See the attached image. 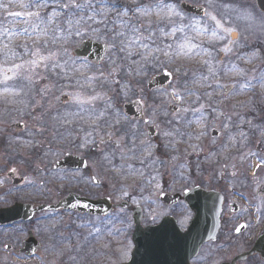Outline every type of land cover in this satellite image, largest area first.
I'll list each match as a JSON object with an SVG mask.
<instances>
[{"label": "snow or ice", "instance_id": "obj_1", "mask_svg": "<svg viewBox=\"0 0 264 264\" xmlns=\"http://www.w3.org/2000/svg\"><path fill=\"white\" fill-rule=\"evenodd\" d=\"M13 7L19 10H10ZM217 8L224 11L217 12ZM0 10L4 12V20L0 21V104L12 106L21 116H30L33 121L28 129L30 139L21 141L20 137H16L15 140L31 148L35 146V137L44 132L48 113L34 114L42 105L32 103L33 91L41 79L54 75L57 82L67 81L66 86L71 88L68 92L60 90V95L69 97L66 109L74 110L58 111L55 117H50L58 126L68 131L67 139L77 140L78 148L87 153L96 151L98 144L105 145L99 149L100 158L112 166L111 170L116 175L125 178L137 176L141 182L147 179L149 183L155 180V176L149 171L146 177L143 169L149 163H157L153 159L156 145L148 138L136 143L137 126H130V122L121 120L119 113L113 112L110 89H104L109 85L120 84L121 81L116 77H123L125 73L129 77L142 78L145 66L155 64L163 57L164 61L175 66L176 75L183 81L182 85L173 87L170 94L160 91L153 93V100L162 95H171L174 100H168L167 103L176 102L171 119H168V113H163L165 119L162 123L165 128L161 130V135L167 141L165 147L175 149L179 143L176 137L183 138L185 135L199 140L205 133L188 129L193 126L203 129L208 119L206 110L212 108L216 112L212 101L216 88L220 86L219 77L229 71L228 66L217 60L203 41L214 44L227 38L228 42L218 51L230 54L234 47L239 46V34L235 27L226 26L228 15L235 14L237 19L249 20V27L256 24L251 13L245 11L241 14L233 5H217L216 0H207V7L199 18L186 17L175 3L166 0H149L148 3L143 0H0ZM185 20L187 23H184ZM260 23L264 27V17ZM89 34L92 38H103L110 50L105 69L96 68L87 60H78L69 52V44L74 38ZM21 36L25 38L23 42L19 41ZM164 38H167V42ZM256 56L257 53L253 52L246 59ZM187 63H195L198 67L190 69L185 66ZM231 75L237 79L240 90L254 88L252 80H256L264 88V68L257 76L249 77L244 68L233 64ZM241 79L245 82L239 83ZM54 88L56 82H50L39 91L42 97H46ZM97 88L101 90L97 91ZM209 88L212 91H208ZM128 90L129 84L121 85V91L126 93ZM205 98H208V103L201 102ZM99 102H103V107L99 106ZM148 108L152 115L144 122L159 127L153 118L160 115L159 105H149ZM216 117L222 118V135L229 142H235L237 137L241 143L247 141V134L240 129L239 124H233L231 115L217 112ZM173 121L179 126H172ZM241 123L254 127L251 121ZM260 132L264 137V129H260ZM129 135L132 137L131 146L125 140ZM212 143L216 141L213 140ZM196 147L197 145H192L194 150ZM117 155L121 159L120 166L112 165V159ZM132 160H138L142 168H134L129 162ZM253 167L264 168V158ZM125 197H130V193L125 185H121L120 198ZM133 202H136L135 199ZM262 207L264 197L261 198L257 211L260 212ZM104 223L111 221L106 219ZM130 227L131 224L124 221L118 231L126 232ZM241 227L243 226L237 227L236 231L239 232ZM92 231L99 235L101 229L93 227ZM156 233L155 228L142 232L141 240L137 243L153 248L161 247L164 240ZM130 250L131 241L128 245V251ZM70 259L75 260V257Z\"/></svg>", "mask_w": 264, "mask_h": 264}, {"label": "flooded vegetation", "instance_id": "obj_2", "mask_svg": "<svg viewBox=\"0 0 264 264\" xmlns=\"http://www.w3.org/2000/svg\"><path fill=\"white\" fill-rule=\"evenodd\" d=\"M135 99L141 101L143 108L141 110L132 109L130 112L134 114L140 112L141 114L138 118H133L132 114L131 117L128 116V111L123 108L118 109L116 113H119L121 120L130 122V126H137L138 137L136 143L139 144L142 137L147 135V128L153 125L144 122L151 114L144 109L142 99L134 98L131 101ZM153 127L156 134L153 137H148V139L156 142L158 127ZM62 129L67 134L65 140H62L65 151L61 157L72 156L75 158L67 159H73V166L65 163L66 165L59 169L53 168L54 162L58 159L48 161L47 165L40 162L38 169L29 164L23 165L11 141L0 140V198H2L0 199V211L13 206L20 209L21 206L27 205L28 212V209L33 210L42 203L53 204L69 196H74V199L79 200L83 211L70 208L58 211L40 210L29 213V215L23 213L22 217L10 222H4V218H0V264H42L43 259L48 258L47 250L50 242L48 239V236L50 237L48 219L57 216L62 218L61 226L65 244L71 245V249L67 250L68 254H71V257H75V260L70 259V257L67 258L73 264L76 261L78 264H85V262H89L88 257H91V251H95L96 245L98 247V239L101 237V231L97 235L91 228L93 225H100L102 220L115 217L117 214L122 215L131 224V227L128 228L126 234L127 238L123 252L124 259L116 264L129 262L135 249L132 239L135 219H139L140 225L145 228L156 226L161 223L162 219L167 218L169 219L167 221L168 224L177 225L184 230L190 223L192 213L188 211L185 203L180 199V195L186 189L195 187L211 191L215 201L219 203V229L216 241L204 243L200 247L198 254L188 259L187 264H236L232 262L233 258L245 251L255 237L264 232V207L261 208L260 212L257 211V206L261 204V198L264 197V191H261L264 188V184L261 182L264 181H259L257 178L258 169L253 167L255 159L251 158V161H244L243 167L246 169L244 173L238 170L226 173L221 168L218 172H214L215 169H218L221 159L213 160L211 158L205 182L202 179V181L197 180V183L193 186L175 188L176 175V178L175 176L173 178L170 176L171 179H162L159 187L154 189L156 180L149 183L147 179L141 182L137 176L125 178L116 175L111 170L112 166L104 163L100 158L99 149L105 147V145L98 144L96 151L87 153L78 148L77 140L69 141L67 139L68 131L65 128ZM121 134L123 135V133ZM218 136L219 134L215 137ZM125 140L128 146H131V135L125 137ZM159 148L161 147L156 144V149ZM129 162L136 169L142 168L138 160ZM112 165H121L119 155L112 159ZM44 168L48 173V197L46 194L44 195L46 197H40L37 193L38 190L35 188L34 176H32L34 171H42ZM146 169L144 168L143 170L147 177L149 172H146ZM151 173L155 178L158 177L156 173ZM57 176L60 177L59 182L56 179ZM235 177L238 179V184L236 186L233 185V187L227 186L229 180H233ZM27 184L29 186L25 189L24 187ZM56 184L59 185L56 186ZM121 185L127 187L130 197L120 198ZM54 188L59 194L57 197H53L51 194ZM40 192L45 191L42 190ZM164 193L173 196L175 201L161 197V194ZM133 199H135V203ZM100 200H103L107 206V212L101 206H92V201L100 202ZM90 209L105 213L91 214L88 213ZM240 226H243V231L236 233V228ZM89 233H91V236H89ZM247 233H249L248 236L244 237ZM234 239L241 241L240 245L243 247L230 244L229 241ZM129 241H131L130 251H128ZM217 243H221L219 252H217L219 256L216 258L212 254L204 256L203 250L207 246ZM239 248L242 249L237 250ZM44 249L46 252L42 254L41 251ZM253 261L255 262L254 264H264L258 256L240 261L238 264H253Z\"/></svg>", "mask_w": 264, "mask_h": 264}, {"label": "rangeland", "instance_id": "obj_3", "mask_svg": "<svg viewBox=\"0 0 264 264\" xmlns=\"http://www.w3.org/2000/svg\"><path fill=\"white\" fill-rule=\"evenodd\" d=\"M181 1L200 5L204 8L207 7V0H166V2L175 3L178 10L186 17H197L183 12L179 7ZM3 2H6V0H3ZM127 2H130V0H127ZM143 2L148 3L149 0H143ZM216 3L217 5L229 3L238 9L241 14H244L245 11L251 13L256 19V24L249 27V20L237 19L235 14H229L228 19L225 21L226 26L236 28L239 34V46L234 47L233 52L230 54L222 53L223 59L221 61L224 65L228 66L229 71L228 74L219 77L220 86L216 88V95L212 101V107L216 109V112H213L212 108L206 110V116L208 119L203 129H198L195 126H193L192 129H188V131L194 132L203 131L205 134L201 136L199 140L195 139V137L189 138L185 135L183 138L176 137L179 143L176 144L175 149L165 147L167 141L161 135V130L165 128V124L162 123L165 119L163 113H168V119H171L174 113H171L170 110H168V105L176 107V102L172 104L167 103L168 100H174L171 95H162L153 100V93L160 91L170 94L173 87L182 85L183 81H181L176 75L174 70L175 66L164 61L163 57H161V60L155 64L146 65L142 78L129 77L127 73H125L123 77H116V79L121 81L120 84L109 85L108 88L104 89L105 91H109L110 89L109 94L112 97L114 113H116L118 109H121L124 103L131 101L134 98L142 99L143 103L144 101H147L146 104L144 103V109L146 111H149V105H159L158 111L160 115L153 117L156 120V123L159 124L158 134L156 142L152 143L154 145L158 144L161 148L155 149L154 152L153 159H156L157 163L155 165L149 163L146 169V172L151 171L156 173L159 177V179L158 177L155 178L156 186L154 189L157 188V185L162 183V179H171L170 176H172V178L175 176L176 178V175L177 181H174V184L176 185L175 188L193 186L197 183V180L202 181L203 179V182H205L211 158L213 160L221 159L218 169H215L214 172H218L221 168L226 173L236 172L237 170L244 173L246 172V169L243 167L245 160L251 161V158H253L259 162L261 158H264V137H262L260 132V129H264V88H262L256 80H252L251 83L255 85L254 88H244L240 90L238 88L237 79L231 75L233 64L240 68H244L249 77L257 76L261 69L264 68V27H261L260 23L261 18L264 17V12L257 10L254 0H216ZM10 10L17 11L19 9L13 7ZM222 11H224L222 8H217V12ZM3 20L4 12L3 10H0V21ZM184 23H187V20H185ZM83 38H91L104 42L103 38H92L91 34L84 37L74 38L69 44L70 53L74 47L79 45ZM164 39L165 42H167V38ZM24 40L25 38L23 36L19 38L20 42H23ZM227 42V38L223 41L215 42L214 44L209 43L207 40L203 41L204 46L212 51V55L215 56L217 60L219 53H221L218 49L223 47ZM253 52H256L257 56L251 59H246V57H251ZM109 54L110 51L102 64L95 65L96 68L105 69L107 67ZM185 66L190 69L198 67L195 63H187ZM164 69L169 71L172 75L170 83L164 88L147 91L146 82L153 75L161 73ZM188 75L190 76L191 72H189ZM129 81H131V83H129ZM50 82H56V88L51 89L46 97H42L39 90L45 87V85H49ZM244 82V79L239 81V83ZM67 84L68 82L64 80L57 82L54 75H49L48 79H41L36 84L35 90L33 91L34 100L32 103H37L38 105H42V107H39V110L34 114L39 115L40 112H47L48 115L45 117L47 120V127L41 135L35 137V146L31 148L26 147L20 141L15 140L16 137H20L21 141L30 139L28 129L31 128L33 123L31 117L27 115L21 116L12 108V106L0 104V140L11 141V144L15 147L16 154L21 158V163L23 165L29 164L38 169L40 162L47 165L48 161L59 159L65 151V146L62 143V140H65L67 133L64 132L63 129L50 117H55L58 111L74 110L66 109L67 102L62 103L60 101V97L63 96L60 95V90H63L64 92L71 91V88L66 86ZM122 84H129V90L126 93L121 91ZM226 86H233V89L229 90L226 95H223ZM100 90L101 89L97 88V91ZM208 91H212V88H209ZM57 97H59V99H57ZM201 102L208 103L209 101L208 98H205ZM99 106L103 107V102H99ZM217 112L231 115L233 124H239L240 129L247 134V141L241 143L239 137H237L235 142H229L227 138L222 135V118L217 119ZM150 114L152 115L151 112ZM241 121H251L254 127L250 128L247 123H241ZM15 123H22L24 125L23 131L14 132L9 129V126ZM213 125L215 126L213 127ZM172 126L178 127L179 125L176 121H173ZM37 127L40 126L37 125ZM181 130L183 131L185 129ZM212 130H216L219 136H211ZM145 137L148 138L147 135H144L142 139H145ZM213 140H215L216 143H212ZM36 141L39 143H36ZM192 145H197L195 150L192 148ZM49 149H51V151H49ZM173 157H175V159H173ZM256 174L258 175L257 178L259 181H264V168L258 169ZM32 176H34L33 181L40 197H46L44 196L45 194L48 197L47 170L45 168L42 171L36 170L33 172ZM56 179L59 182L60 177L57 176ZM237 184L238 179L235 177L233 180H229L227 186L233 187V185L236 186ZM58 185L59 184H56V186ZM28 186L29 184L24 188L27 189ZM42 190L45 192H40ZM51 194L53 197L59 195L55 188L52 190ZM61 219L62 218L59 216L50 217L48 219V232L50 234V237L48 236V239L50 240L47 250L48 258H44L42 264H73V262L69 261L67 258L71 257V254H68L67 251L71 249V245L65 244L64 235L62 234ZM107 220L111 221V223L105 224L102 220L100 225H93V227L101 229V237L98 239V247L96 245L95 251H91V257H88L89 262H85V264H116L124 259L123 252L127 238V231L118 230L121 229L122 223L126 220L120 214ZM93 227L91 229H93ZM248 234L249 233L245 234L244 237H247ZM229 242L237 247H243L240 245L241 241L239 240L236 241L234 239ZM221 243L207 246L206 249L203 250L204 256L207 254H212L215 258L219 256L217 252H219ZM240 249L242 248L237 250ZM45 252V249L41 251L42 254ZM254 263L255 262H253V264ZM75 264H78L77 261Z\"/></svg>", "mask_w": 264, "mask_h": 264}, {"label": "water", "instance_id": "obj_4", "mask_svg": "<svg viewBox=\"0 0 264 264\" xmlns=\"http://www.w3.org/2000/svg\"><path fill=\"white\" fill-rule=\"evenodd\" d=\"M257 7L264 12V0H256ZM180 7L187 13L202 15L203 8L200 6L190 5L186 2H181ZM106 51V47L103 44L85 40L82 45L75 48L73 53L78 57H86L92 61H100ZM219 59H222L220 54ZM170 79V74L163 72L161 75H155L147 84L149 89L164 86ZM231 87H226L224 93H227ZM67 98L62 96L61 100L64 101ZM125 109L134 108V104H126ZM171 110L174 108L170 107ZM131 110V109H130ZM132 114V113H130ZM139 114H137L138 116ZM22 124H16L14 127L22 128ZM148 135H154V128L150 127ZM216 131H212V135H215ZM71 157H65L60 159L54 164V168H61L65 163L69 166H73V159L67 160ZM67 161V162H65ZM164 198H168L169 195L164 194ZM183 201L186 203L187 208L192 212V218L189 226L184 230H180L176 225L168 224L169 219L165 218L161 223L154 227H142L139 224V219H135L134 231L132 239L135 244V249L132 253V258L129 262L122 264H187L189 258L195 256L200 246L206 241L215 240L216 233L219 227V203L215 201L214 195L209 191L202 190L200 188L186 190L182 196ZM92 206L103 207L106 209L103 200L92 201ZM27 205L18 207H11L9 209L0 211V218H4V222H10L18 217H22L23 213H33L40 210H59V209H76L83 211L82 204L78 199H74V196L66 197L59 200L56 204H40L35 209L27 212ZM103 211V210H102ZM88 213L102 214L105 212H99L98 210L90 209ZM1 221V220H0ZM157 229L158 237H162L164 242L161 247L153 248L144 243H137L141 240V233L148 229ZM259 254L260 258L264 261V234L259 236L252 246L234 258V261L244 260L246 257Z\"/></svg>", "mask_w": 264, "mask_h": 264}]
</instances>
